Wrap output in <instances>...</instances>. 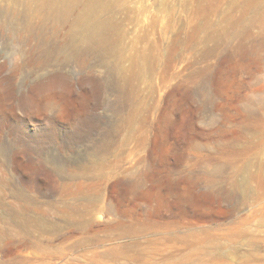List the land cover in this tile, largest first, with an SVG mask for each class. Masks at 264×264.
I'll list each match as a JSON object with an SVG mask.
<instances>
[{"label":"rangeland","instance_id":"obj_1","mask_svg":"<svg viewBox=\"0 0 264 264\" xmlns=\"http://www.w3.org/2000/svg\"><path fill=\"white\" fill-rule=\"evenodd\" d=\"M100 2L109 52H75L70 20H0V264H182L185 216L206 264H264V0ZM81 183L97 210L70 232Z\"/></svg>","mask_w":264,"mask_h":264},{"label":"bare ground","instance_id":"obj_2","mask_svg":"<svg viewBox=\"0 0 264 264\" xmlns=\"http://www.w3.org/2000/svg\"><path fill=\"white\" fill-rule=\"evenodd\" d=\"M0 3H2V4H0V20L2 21L1 24L3 26L8 25V22H7L8 20L13 21L14 23L19 22V24L21 22L22 27H25L26 29H28L29 32L36 31L39 34H42L41 36L43 37L44 35H46L45 33L42 32V28L44 27V23H45V17L48 18L50 16L51 18H53L52 20L61 21V23H62V21L70 20L69 21L70 22V32L68 33L67 40H68L69 47H71L75 52H77V53L81 52L82 53V51L84 52V50H90L93 48L104 49V50H108V52H109L110 35L113 31V25H112L111 21L109 20V17H105V18L102 17V15L104 13L103 10L105 9V7H104L105 5L101 4L100 0H0ZM256 3L257 2H255V5L260 4V3H257V4ZM253 17H254V19H256V21H259L261 23V26L264 29V8H261V6L257 7L255 9ZM34 18H37V20H39V21H37ZM65 23H67V22H65ZM16 27H17V25H16ZM19 27H21V26H19ZM32 37H34V34ZM62 41H64V40H62ZM39 42H41V41H39ZM69 47H67V48L69 49ZM42 51H43V49H42ZM71 55H72V52H71ZM83 55H85V53ZM93 158H94V156H93ZM103 161H105V160H103ZM89 166H91V165H89ZM74 175H75V173H74ZM102 177L103 176H101V178ZM84 178H85V175H84ZM87 181H88V179H87ZM81 184H82V186L78 189V192H76V195H75V197H76L75 201H74L75 203H66L65 202L66 204L63 207L64 217L71 224L69 226V227H71L70 232H73L77 228H86V230L92 229V227H93L92 216H93V213H95V211L97 210L95 200H97V198H99L100 195L98 194L99 196H97V197L93 195L95 193L91 192L92 185L85 184V183H81ZM134 189H136V188H134ZM63 192H64V190H63ZM149 197H150V195H149ZM22 198H24V197H22ZM160 202L162 203V199L158 197V203L160 204ZM60 205H59V207H60ZM55 206H57V205H55ZM157 206H159V205H157ZM41 213L42 214H40V215H33L29 219L31 222H35V224H37L36 225L37 231L52 232L58 228L55 223L49 221L47 215H45V212L44 213L41 212ZM14 215H18L17 219H18L19 225L21 227H23L22 229L25 230L24 234L27 235V237H30L29 243L36 246L37 248H39L41 246L40 242L32 239V234H31V233H33L32 230L27 227L26 222L20 221L22 216H24L23 213L22 212L21 213H15ZM176 220H177V223L185 225L188 228L187 230L190 231L184 237L179 236V237L183 238V242L185 243V245L189 244L191 247L196 246L198 244L200 245L197 247H193V249H196L195 252L197 253L198 259H191L192 254L188 253V257L183 258L181 263L182 264H206L203 260V256L205 255L206 247L209 244L208 240L205 239L204 237H202L200 235V233L197 232L198 230L193 231L195 229V227H194L195 225H193V222H192V220H190V218L185 216V217H180ZM133 230L134 229H132L131 231H133ZM203 230L204 229L201 228V231H203ZM131 231H129V232L134 234L135 236H142L143 237L142 232H139V230H137L135 232H131ZM5 233L6 232H4V235H5ZM0 236H1V231H0ZM12 239H17V238L12 237ZM88 240L90 241V239H88ZM150 240L155 241L154 239H150ZM134 242L137 245L140 244V242H138L136 239ZM81 244L84 245L83 240H80V241L74 243L72 245V247H77V246H80ZM202 244H203V246H201ZM137 245H133V246H137ZM0 249H1V247H0ZM43 249L44 248H42V252H41L42 253L41 254L42 259L44 257H47V258L53 257V256H51V254H52L51 251H47L45 249H44L45 250L44 251ZM140 251L141 250H139V252ZM137 257L139 258L140 255H138ZM30 262H31V260L28 259V260H25L23 263L24 264H30ZM6 264H11V262L8 261V263H6Z\"/></svg>","mask_w":264,"mask_h":264}]
</instances>
